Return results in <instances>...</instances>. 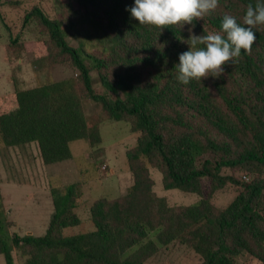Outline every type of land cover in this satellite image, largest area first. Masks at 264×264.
Here are the masks:
<instances>
[{
	"label": "trees",
	"instance_id": "1",
	"mask_svg": "<svg viewBox=\"0 0 264 264\" xmlns=\"http://www.w3.org/2000/svg\"><path fill=\"white\" fill-rule=\"evenodd\" d=\"M75 1L97 20L113 46L98 54L81 53L68 43L61 20L33 6L24 23H34L39 37L14 38L7 55L27 54L50 65L69 63L77 75L1 96L0 139L7 147L34 142L42 162L53 164L71 158L74 140L100 144L101 120L125 121L137 135L126 151L133 182L118 197L94 199L88 205L94 229L72 235L63 230L82 223V182L51 187L53 213L41 235L14 233L9 239L0 202L5 264H14L13 248L23 264H144L174 241L198 254L199 264H238L236 258L245 253L264 264V23L253 26L251 47L226 62L216 76L183 84L175 67L191 34L220 30L225 14L243 24L248 5L255 6L256 0H218L202 17L166 25L162 32L131 16L127 7L134 0ZM92 69L108 91L122 90L125 97L96 92ZM85 98L101 105L91 123L83 109ZM208 152L216 158L198 162ZM149 167L161 173L164 189L195 193L199 200L170 205L155 193ZM239 172L250 180H242ZM203 178L209 182L205 196ZM227 184L235 185L237 194L219 208L211 197Z\"/></svg>",
	"mask_w": 264,
	"mask_h": 264
},
{
	"label": "rangeland",
	"instance_id": "2",
	"mask_svg": "<svg viewBox=\"0 0 264 264\" xmlns=\"http://www.w3.org/2000/svg\"><path fill=\"white\" fill-rule=\"evenodd\" d=\"M35 5L66 25L68 43L79 48L80 52L83 49L89 54H98L104 48L113 46L109 38L102 34L97 20L88 15L75 0H0V97L16 88H29L77 75V70L69 63L50 65L40 63L27 54L18 57L11 53L7 55L14 38L34 40L39 37L34 23H24L25 13ZM83 57L91 64L85 54ZM91 76L96 92L112 98L125 97L122 90L116 93L108 91L101 84L96 69L91 70ZM83 109L90 123L101 113L100 103L88 98L83 99ZM99 129L102 137L100 144L92 146L86 139L74 140L69 145L71 158L53 164L42 162L34 142L25 146L7 147L0 139V202L6 220L5 233L9 239L14 233L41 235L46 231L53 213L51 187L64 189L71 183L82 182L85 206L78 211L82 223L64 229L65 235L94 229L88 213V205L94 199L115 198L126 192L133 182L126 151L136 144L137 135L130 131L125 121L101 120ZM207 158L215 159L216 155L205 153L198 162ZM149 170L154 180L155 193L165 197L170 205L193 204L199 200L200 196L195 193L164 189L161 173L153 167H149ZM238 175L246 182L250 180L249 174L245 172H239ZM202 183L205 196L208 179L203 178ZM237 190L235 185L227 184L212 195L211 201L217 207L224 208L234 199ZM148 237L153 239L155 232H149ZM12 255L14 264H23L24 258L16 248H13ZM236 261L238 264H262L246 253L237 257ZM199 262V255L189 246L174 241L161 246L158 253L144 264ZM0 264H5L3 255H0Z\"/></svg>",
	"mask_w": 264,
	"mask_h": 264
},
{
	"label": "clouds",
	"instance_id": "3",
	"mask_svg": "<svg viewBox=\"0 0 264 264\" xmlns=\"http://www.w3.org/2000/svg\"><path fill=\"white\" fill-rule=\"evenodd\" d=\"M218 0H134L127 7L139 24L161 28L181 21L191 23L217 6ZM264 23V0H256L255 6L248 5L243 24L234 16L225 14L220 30L207 34H191L187 50L178 54L176 79L188 84L191 79L216 76L224 71L223 65L239 57L256 39L253 26ZM246 25V26H245ZM200 45H203L201 47Z\"/></svg>",
	"mask_w": 264,
	"mask_h": 264
}]
</instances>
